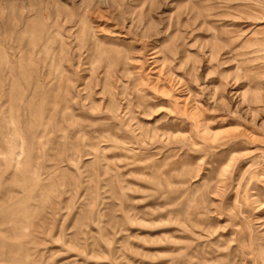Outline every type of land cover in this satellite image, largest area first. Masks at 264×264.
I'll return each mask as SVG.
<instances>
[{"label":"rangeland","instance_id":"rangeland-1","mask_svg":"<svg viewBox=\"0 0 264 264\" xmlns=\"http://www.w3.org/2000/svg\"><path fill=\"white\" fill-rule=\"evenodd\" d=\"M0 264H264V0H0Z\"/></svg>","mask_w":264,"mask_h":264},{"label":"bare ground","instance_id":"bare-ground-1","mask_svg":"<svg viewBox=\"0 0 264 264\" xmlns=\"http://www.w3.org/2000/svg\"><path fill=\"white\" fill-rule=\"evenodd\" d=\"M179 101L182 102V100H179ZM183 111H184V110H183ZM185 112H186V110H185ZM196 113H197V112H196ZM200 114H201V113H200ZM194 115H195V112H194ZM196 116H197V114H196ZM196 116H195V117H196ZM198 116H199V114H198ZM198 116H197V117H198ZM201 116H202V115H201ZM199 118H200V116H199ZM197 119H198V118H197ZM198 120H199V119H198ZM202 121H203V120H202ZM204 122H205V121H204ZM201 123H202V122H201ZM206 125H207V124H206ZM209 133H210V132H209ZM211 134H212V133H211ZM214 138H215V137H214ZM215 140H216V139H215Z\"/></svg>","mask_w":264,"mask_h":264}]
</instances>
